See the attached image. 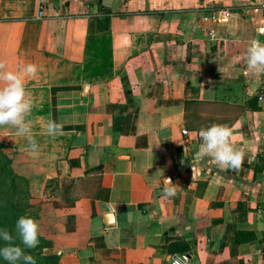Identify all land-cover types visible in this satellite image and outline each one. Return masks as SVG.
Instances as JSON below:
<instances>
[{
	"label": "crops",
	"instance_id": "crops-1",
	"mask_svg": "<svg viewBox=\"0 0 264 264\" xmlns=\"http://www.w3.org/2000/svg\"><path fill=\"white\" fill-rule=\"evenodd\" d=\"M261 3L0 0V61L37 66L28 98L43 90L41 120L62 125L11 158L59 264H264V74L244 59L264 44ZM105 11L112 69L89 79L87 29ZM213 124L231 129L239 170L194 160Z\"/></svg>",
	"mask_w": 264,
	"mask_h": 264
},
{
	"label": "clouds",
	"instance_id": "clouds-1",
	"mask_svg": "<svg viewBox=\"0 0 264 264\" xmlns=\"http://www.w3.org/2000/svg\"><path fill=\"white\" fill-rule=\"evenodd\" d=\"M244 59L246 74H264V44L252 40L247 47ZM38 69L35 64L21 65L16 71L8 70L6 63L0 61V126H9L16 129V135L26 137L29 151L36 152L38 145L31 131V115L33 104L28 98L25 89V80L35 77ZM62 132V125L49 120L46 125V134L57 136ZM231 129L226 125L213 124L199 131L201 143L194 155V160L200 162L206 158L222 170H239L243 162V154L231 145ZM158 145V144H157ZM163 195L170 198L175 195L174 187L169 180H165ZM39 225L30 216H20L15 224V238L7 229H0V257L8 264H36L33 256L27 254L24 248L33 249L39 244ZM19 239L24 248L14 243Z\"/></svg>",
	"mask_w": 264,
	"mask_h": 264
},
{
	"label": "rangeland",
	"instance_id": "rangeland-1",
	"mask_svg": "<svg viewBox=\"0 0 264 264\" xmlns=\"http://www.w3.org/2000/svg\"><path fill=\"white\" fill-rule=\"evenodd\" d=\"M45 92L37 89L30 95V100L33 104L31 115L28 119L31 121V131L33 138L38 146H40L42 137L45 136L42 133L47 125V121L41 120V114L47 110L46 104H44ZM42 98V99H41ZM0 145L3 148L0 150L2 159L0 157V229H4V218L10 217L9 220H18L24 212H33L30 205L29 184L26 178L17 175L12 167L11 158H15L17 154L25 155L29 150V144L26 137L16 135V129L9 126H0ZM6 158L10 160L9 167L12 174L16 175V178L11 180L10 174L3 173L1 167L4 165ZM15 225L13 224L12 227ZM4 246V242L0 241V247ZM0 264H8L2 257H0Z\"/></svg>",
	"mask_w": 264,
	"mask_h": 264
},
{
	"label": "trees",
	"instance_id": "trees-1",
	"mask_svg": "<svg viewBox=\"0 0 264 264\" xmlns=\"http://www.w3.org/2000/svg\"><path fill=\"white\" fill-rule=\"evenodd\" d=\"M108 12H103L98 18H95L88 26L87 37L85 44V63L82 68V73L86 74L89 79L97 76L106 77L110 75L112 69V52H111V39L108 33L109 30V16ZM58 54V49L55 51ZM3 148L0 145V150ZM2 159V154L0 153ZM10 160L6 158L4 165L1 167L4 171L3 173L10 174L11 180L16 178V175L12 174L11 168L9 167ZM22 216L32 217L39 225V244L36 248L27 249L20 243L19 239H14V243L24 248V251L33 256L36 264H59L60 257L56 254H50L46 252L52 247V243L41 236L40 233V219L44 216L43 214H30L24 212ZM4 229H7L13 234L15 238V226L16 221L9 220L10 217L4 218ZM240 233L237 234V236ZM250 239H253L252 234H248ZM264 255V249H263ZM18 264H23V261L18 262Z\"/></svg>",
	"mask_w": 264,
	"mask_h": 264
},
{
	"label": "built area",
	"instance_id": "built-area-1",
	"mask_svg": "<svg viewBox=\"0 0 264 264\" xmlns=\"http://www.w3.org/2000/svg\"><path fill=\"white\" fill-rule=\"evenodd\" d=\"M261 7L264 9V0H262V3H261ZM43 16V9L42 8H39L38 12H37V16H36V19H41ZM229 16V12L227 11H215L212 13V18L213 19H216L218 17H223V18H227ZM183 135H187L188 132L186 130H184L183 132ZM197 137L198 139H200L199 137V133H197ZM187 261V257L184 255V254H181V255H174L172 257V259L170 260V262L168 264H185Z\"/></svg>",
	"mask_w": 264,
	"mask_h": 264
}]
</instances>
